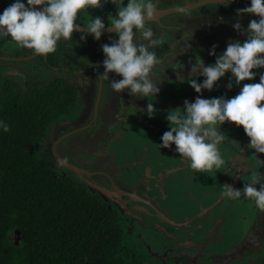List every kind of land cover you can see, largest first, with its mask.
Returning <instances> with one entry per match:
<instances>
[{
    "label": "flooded vegetation",
    "instance_id": "obj_1",
    "mask_svg": "<svg viewBox=\"0 0 264 264\" xmlns=\"http://www.w3.org/2000/svg\"><path fill=\"white\" fill-rule=\"evenodd\" d=\"M13 2L3 3L7 8ZM153 2L155 13L146 23H152L150 28L159 41L150 49L161 61L152 73L160 86L156 96H132L127 89L118 96L112 93V99L118 97V101L114 103L113 114L109 112L108 88L106 100L100 104L103 84L109 86L100 75L103 52L93 46V36L79 28L72 34L76 42L62 38L55 52L43 56L32 49L18 47L10 36L0 37V98L6 90L23 98L42 93L53 84L52 80L61 82V88L56 89L66 102L57 118L50 120L37 148L45 153L55 152L53 166L61 175L68 174L81 181L84 178L109 191L107 199L101 198L108 208L117 211L121 235L129 247L125 260L131 261L130 264H257L264 258V212L243 198L232 201L221 195L226 184L240 189L258 171L264 174V168L256 165L257 155L264 160V153L256 155L247 147L250 138L243 126L234 122L220 126L227 137L219 145L225 164L207 174L190 169L184 158L175 152V145L171 148L159 145L163 133L170 130L167 112L183 111L186 99L192 102L197 96L231 98L243 84L259 82V73L264 72V68L253 69L257 76L239 86L234 85L233 78L231 88L228 87L230 73L211 91L205 89L196 93L187 83V79L193 78L190 67L195 58L200 57L205 65L214 63L216 56L209 55L213 45L219 55L228 43L246 39L243 30L241 34L232 25L241 21L236 10L249 6L250 0H234L227 6L218 0ZM193 3L199 4L177 10ZM188 10L190 24H185L179 18L188 17L184 12ZM3 11L1 7V13ZM116 11L111 3L102 8H86L78 13L76 22L84 27L92 15H99L108 26ZM81 35L86 39L81 40ZM81 72H86V77L75 76ZM181 76L185 82H181ZM203 79L199 77L198 82ZM77 82L84 84L86 91L79 89ZM149 103L157 110L151 118L147 114ZM99 113L105 124H97ZM105 126L106 131L100 136L89 138L86 134V141L80 138L82 144L78 145L76 157L62 152L71 134L85 133L90 128H99L100 132ZM102 151L110 158L103 159L101 166H91L102 156ZM60 160L70 166H58ZM165 211L175 213L176 217Z\"/></svg>",
    "mask_w": 264,
    "mask_h": 264
},
{
    "label": "clouds",
    "instance_id": "obj_2",
    "mask_svg": "<svg viewBox=\"0 0 264 264\" xmlns=\"http://www.w3.org/2000/svg\"><path fill=\"white\" fill-rule=\"evenodd\" d=\"M218 2L227 6L234 0ZM109 3L117 8L116 14L108 22L115 37L110 38V44L101 45L105 57L101 78L109 77V73L114 72L122 77L119 80L111 79V87L116 92L127 89L132 96H156L160 86L152 73L161 61L150 49L159 41L154 38L153 30L146 27V20L153 18L155 13L153 0H127L126 4L125 0H26V3L25 0H14L0 13V37L10 36L18 47L32 49L38 55H47L56 51L57 43L62 38L71 39L73 32L81 27L76 21L82 9L102 8ZM245 14L258 16L259 19L250 20L246 28L239 21L232 25L237 32L243 30L246 36L243 42L237 40L228 43L219 55H216V45H213L209 55L216 56L214 63L205 65L200 57L191 63L193 78L187 79V83L196 93L205 89L211 91L226 73L231 74L228 84L231 88L233 78L234 85L239 86L241 82L257 76L253 69L264 68V0H250L249 6L236 10V16L241 19ZM92 17L84 27L88 34L99 41L106 27L105 21L99 15ZM80 39L85 40L86 36L81 35ZM186 46L190 48V45ZM201 76L204 79L198 82ZM181 82H185L183 76ZM182 110L167 112L170 130L163 133L159 145L161 148L175 145V152L195 172L211 173L225 164L219 150V145L227 139L220 128L225 122L243 126L246 136L250 138L247 147L256 155L264 153V72L259 73L258 83L243 84L234 97L197 96L192 102L186 99ZM156 111L153 103H149L148 116L151 118ZM0 130L9 131V125L3 120H0ZM65 163L64 160L57 161L58 166ZM256 165L259 169L264 168V160L258 155ZM221 195L232 201L243 198L264 212V174L258 171L240 189L226 184Z\"/></svg>",
    "mask_w": 264,
    "mask_h": 264
},
{
    "label": "trees",
    "instance_id": "obj_3",
    "mask_svg": "<svg viewBox=\"0 0 264 264\" xmlns=\"http://www.w3.org/2000/svg\"><path fill=\"white\" fill-rule=\"evenodd\" d=\"M51 83L23 98L1 94L9 131L0 130V264H130L117 211L37 148L66 102L56 89L61 82Z\"/></svg>",
    "mask_w": 264,
    "mask_h": 264
},
{
    "label": "rangeland",
    "instance_id": "obj_4",
    "mask_svg": "<svg viewBox=\"0 0 264 264\" xmlns=\"http://www.w3.org/2000/svg\"><path fill=\"white\" fill-rule=\"evenodd\" d=\"M11 2V1H13V0H0V13H1V7H3V9H5V3H3V2ZM174 1H181V0H174ZM2 3L4 4V6L2 5ZM127 3V0H125V4ZM82 10H84V9H82ZM82 10H81V12H82ZM190 10H188V11H184L185 12V14H188V17H185V16H183V17H180L179 18V20H181L182 22H184L185 24H190V22H189V16H190V12H189ZM185 19H187V20H185ZM252 19H259V17L258 16H255V15H252V16H249V15H247V14H245L244 16H243V18L241 19V23H242V25L243 26H247V24L250 22V20H252ZM183 23V24H184ZM148 23H146V27H151L152 26V23L150 24V25H147ZM159 25V24H158ZM186 26V25H185ZM189 29H191L190 27H188ZM241 34H242V32H240ZM113 37H115V33L114 32H112V31H108V32H106V33H104L102 36H101V39L99 40V41H97V40H95L94 42H93V46L95 47V49H99V50H102L101 49V45L102 44H105V43H108V44H110L111 43V39L110 38H113ZM232 39V38H231ZM221 43V42H220ZM222 44V43H221ZM102 57H103V59L102 60H104V54H102L101 55ZM27 62V61H26ZM75 64H76V62H74ZM99 65H101V63H99ZM100 71L103 73V71H104V68L102 67L101 69H100ZM75 76H77L78 78H80V77H86V72H81V73H77V75H75ZM73 78H74V80H75V77L73 76ZM122 77L120 76V75H118V74H116V73H114V72H112V73H109V77L108 76H105L104 78H103V80L106 82H108V84H109V86L108 85H104L103 84V92H102V98H101V100H100V104L102 103V101L103 100H106V98H105V95H106V92H105V90L108 88L109 89V94H107L108 96H107V100H108V103H109V107H110V109H109V112H111L112 113V109H114L115 108V105H114V103H115V101H118V97H116V98H113L112 99V97H111V94L113 93V94H115V95H119L120 93L119 92H116L115 90H113L112 89V87H111V79H115V80H119V79H121ZM78 84H77V86L79 87V89H81V90H85L86 91V86H84V84H82L81 82L79 83V82H77ZM254 83H256V82H254ZM85 87V88H84ZM88 90V89H87ZM91 95H92V93H91ZM95 101H97V98H96V100ZM96 102H94V104H95ZM116 104V103H115ZM118 104H119V102H118ZM114 107V108H113ZM94 108V107H93ZM118 110H119V108H118ZM91 112V111H90ZM89 112V113H90ZM113 114V113H112ZM93 115V116H92ZM92 115H91V118L92 119H94V116H95V110L93 111V113H92ZM98 125L99 124H103L104 122L102 121V114L100 115V113H99V115H98ZM102 122V123H101ZM105 124V123H104ZM101 129H103L102 127H100ZM106 128H107V126H105V128H104V130H102V131H100L99 132V128H95V129H92V128H90V129H88V130H86L85 131V133H81V134H78V132L77 133H75V134H71L70 135V137H69V140H68V143L67 144H65V150H63L62 152L64 153H67L70 157L72 156V157H76L75 156V152L76 151H78V148L81 146V144H80V138H81V140H83L84 141V139H85V141L87 140V137H89V138H92V137H96V136H100L104 131H106ZM99 132V135H97V133ZM86 134H87V137H86ZM89 142H92V141H90L89 140ZM96 142H98V141H96V140H94V143H96ZM93 143V142H92ZM80 144V146L78 147V145ZM83 144H85V142L83 143ZM77 149V150H76ZM53 155L54 156H56L55 155V152L53 151ZM100 155H102V156H100L99 157V159L97 160V162H94V164H90L91 166H94L95 164H97V165H99V166H101L102 164H104L103 163V159H107V158H110L109 156H108V154H106L104 151H102L101 152V154ZM59 160V159H58ZM109 161H111V160H109ZM98 162H102V163H98ZM106 162V161H105ZM101 164V165H100ZM89 165V166H90ZM90 166V167H91ZM104 167V166H103ZM113 168L115 169V168H117L116 167V165H113ZM112 171V170H111ZM81 179H82V177H81ZM84 179V178H83ZM83 179H82V181H83ZM118 180H122V178H118ZM82 181L80 180V182L82 183ZM84 182V181H83ZM165 214H169V215H171L172 217H176V215H175V213H173V212H168V211H165ZM226 250H229V248L228 249H224V250H222V253H224ZM250 260V259H249ZM249 260H247V261H249Z\"/></svg>",
    "mask_w": 264,
    "mask_h": 264
},
{
    "label": "water",
    "instance_id": "obj_5",
    "mask_svg": "<svg viewBox=\"0 0 264 264\" xmlns=\"http://www.w3.org/2000/svg\"><path fill=\"white\" fill-rule=\"evenodd\" d=\"M198 4L199 3H195V4H192L190 6L179 7L177 10H186V9L192 8V7H194V6L198 5ZM26 6H28V5H26ZM39 7L40 6H37V8H39ZM174 10H176V9H174ZM111 27L112 26H110V25L106 26L103 34L108 32V31H112ZM80 28H81L80 31H82L84 33H87V29L86 28H84V27H80ZM69 166L70 165H68L66 163L64 164V167H69ZM71 170L72 171H76V169L73 168V167H71ZM84 184L90 189V191H92V192L96 191V192H98L100 194L101 197H103L104 199H107V194H108L109 191L106 188H104L103 186H100V185H98L96 183H93V182H91V181H89L87 179H84ZM19 237H20L19 230H16L15 231V235H14L16 243L19 241Z\"/></svg>",
    "mask_w": 264,
    "mask_h": 264
},
{
    "label": "crops",
    "instance_id": "obj_6",
    "mask_svg": "<svg viewBox=\"0 0 264 264\" xmlns=\"http://www.w3.org/2000/svg\"><path fill=\"white\" fill-rule=\"evenodd\" d=\"M193 4H195V3H193ZM187 6H190V5L188 4Z\"/></svg>",
    "mask_w": 264,
    "mask_h": 264
}]
</instances>
